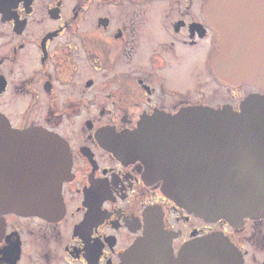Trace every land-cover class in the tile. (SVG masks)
<instances>
[{"label":"flooded vegetation","instance_id":"obj_1","mask_svg":"<svg viewBox=\"0 0 264 264\" xmlns=\"http://www.w3.org/2000/svg\"><path fill=\"white\" fill-rule=\"evenodd\" d=\"M208 1L0 0V114L16 129L60 135L72 157L62 216L5 214L0 264H125L139 241L148 246L137 264H195L180 252L213 233L228 238L232 264H264V212L207 220L100 140L158 112L240 111L264 98L212 69L220 35L206 22Z\"/></svg>","mask_w":264,"mask_h":264},{"label":"water","instance_id":"obj_2","mask_svg":"<svg viewBox=\"0 0 264 264\" xmlns=\"http://www.w3.org/2000/svg\"><path fill=\"white\" fill-rule=\"evenodd\" d=\"M203 13L220 35L210 60L218 78L264 89V0H209ZM100 140L118 155L141 160L150 176L163 181L168 196L207 220L232 222L240 214L264 212L261 96L246 98L240 111L188 106L176 114L158 112L136 131L109 132ZM71 160L60 135L16 129L0 114V237L7 213L49 220L62 216V184ZM150 236L166 239L161 232ZM147 246L134 243L123 255L125 264H137ZM232 251L226 236L213 233L189 243L180 256L195 264H232Z\"/></svg>","mask_w":264,"mask_h":264},{"label":"rangeland","instance_id":"obj_3","mask_svg":"<svg viewBox=\"0 0 264 264\" xmlns=\"http://www.w3.org/2000/svg\"><path fill=\"white\" fill-rule=\"evenodd\" d=\"M194 5H195V4H194ZM198 7H199V6H198ZM195 8H197V7H195ZM199 8H200V7H199ZM180 72L185 73V70H181ZM182 81H183V80H182ZM182 81H181V82H182Z\"/></svg>","mask_w":264,"mask_h":264},{"label":"bare ground","instance_id":"obj_4","mask_svg":"<svg viewBox=\"0 0 264 264\" xmlns=\"http://www.w3.org/2000/svg\"><path fill=\"white\" fill-rule=\"evenodd\" d=\"M203 51H201V53H202Z\"/></svg>","mask_w":264,"mask_h":264}]
</instances>
